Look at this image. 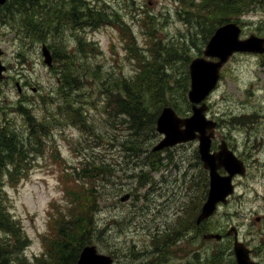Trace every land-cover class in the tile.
I'll return each mask as SVG.
<instances>
[{
	"label": "rangeland",
	"instance_id": "obj_1",
	"mask_svg": "<svg viewBox=\"0 0 264 264\" xmlns=\"http://www.w3.org/2000/svg\"><path fill=\"white\" fill-rule=\"evenodd\" d=\"M192 1L194 8L189 5L183 7L177 0H90V3L98 9H104L107 14L117 10L123 13L133 28L139 47L145 45L148 38L139 19L149 13L153 17L157 37L177 48L186 45V52L191 59L199 53V47L203 48L205 41L204 29L200 28L201 24L196 25L194 20L200 19L203 25L211 27L217 23V17H234L229 14H216L212 17L207 10L198 9L201 0ZM57 2L66 3L65 0ZM132 14H137L138 17L132 19ZM17 21L18 17L12 22V18L7 15L0 16V46L3 49L1 58L7 66L6 75L0 80V118L6 119V123L23 133L24 119L14 109L22 99L16 82L23 85L28 80L30 85L39 89L37 97L32 96L30 86H27L24 94L31 98V111L43 118L48 110L49 113L57 112L54 106L56 101L52 102L51 98H57L58 93L51 95L58 87L56 81L60 79L57 68L50 71L42 62L41 42L31 41L26 35L27 28H22ZM240 23L244 35H259L260 27L264 28V4L260 2L250 8L242 16ZM62 29L64 30L60 32L58 40L52 38L48 42L58 56L64 53L78 55V43L73 31L65 25ZM76 34L77 32L74 33ZM80 36L82 44L87 43L85 51L80 54L81 58L90 66L99 68L83 74L86 77L85 83L74 94L79 99L85 120L87 118L90 123L84 129L72 123L71 109L66 117L50 119V133L45 134V141L39 142L37 149L33 151L34 157L28 160L29 166L25 170L27 174L22 179H12L3 184L7 209L13 218L19 220L29 238V245L25 248L26 256L31 258L34 254H40L44 250V235L54 234V229L52 231L50 223L48 224L50 202L64 198L61 187L71 181L74 168L80 167L87 159L96 163L107 162V166L97 176L99 188L96 190L97 207L94 211L104 237L98 240L97 237H92V241L100 251L108 252L118 248L120 253L125 251L134 256L131 260L121 257L119 253L115 264L119 260L132 264L150 263L146 262L151 260L148 255L139 257L137 252L155 249L156 243L162 242L163 235L151 242L152 233L168 228L184 213L192 198L201 193L204 177L201 169L191 163V144L169 147L158 152L160 156H166V161L171 162L139 177L138 173L143 171L142 168L148 169L146 161L150 155L147 154L158 136L147 132L139 154L131 149L126 150L120 140L133 138L135 135L130 133L132 129L127 122H121L120 116H113L105 110L102 104L105 94L98 87V78L94 76L100 75V71L102 77L120 73L131 75L137 66V58L132 57L133 49L125 46L126 35L111 24L87 28L80 32ZM255 56L234 54L226 63L216 89L208 98L211 107L208 115L214 114L219 120L218 137L226 132L225 136L235 138L232 143L237 153L249 161V164L248 172L236 177L237 186L227 205L220 208L209 221L213 225L207 227L212 231H219L224 228L225 223L237 224L241 236L251 246L264 241V54ZM188 63L185 59H175L170 69L175 75H180L187 70ZM66 113L64 109L59 111V115ZM236 114L244 117L243 124L232 123ZM128 152L130 158H125ZM62 160L70 163L69 168H65L67 165ZM115 165L119 168L116 173ZM80 183L83 184L84 181ZM125 192H130L131 195L127 200L121 201L120 196ZM257 215L262 222L255 220ZM167 232L169 229L162 234ZM198 243H201L199 237L196 241ZM262 246L264 248V244ZM129 249L133 253H128ZM180 254V249L174 251L176 263L180 260ZM222 256L223 259H228L225 251ZM258 259L260 264H264V257Z\"/></svg>",
	"mask_w": 264,
	"mask_h": 264
},
{
	"label": "trees",
	"instance_id": "obj_2",
	"mask_svg": "<svg viewBox=\"0 0 264 264\" xmlns=\"http://www.w3.org/2000/svg\"><path fill=\"white\" fill-rule=\"evenodd\" d=\"M82 1L84 0H71L67 6L50 7L49 0H13L12 3H8L10 6L5 3L2 8L0 7V10H2L0 16L9 15L12 22L15 20L14 16H18L20 21L22 20L27 27L26 35L33 41L46 40L49 37L58 40L60 32L64 30L62 29L64 25L69 26V23L71 24L76 19L79 20L83 17L88 24L112 23L116 26L119 25L122 32L130 37L127 46L133 49V56L138 60L135 73L129 76L110 74L107 77H102L100 71V75L94 74V76L98 78V87L105 94V99L102 102L105 110L120 116L121 122H127L128 127L132 129L130 133L135 135L133 138L120 140L121 145L126 150L139 151L142 149L147 132L153 130L155 117L162 104H172L179 111L189 107L186 98L187 70L180 73V75H175L170 69V65L175 59L189 60L186 52L187 46L177 48L171 44H166L159 37H155L154 20L148 13L139 19L140 24L144 26V31L148 33L146 46L139 48L135 36L130 32L131 26L124 29L126 22L121 17L120 12L107 14L104 9H98L97 7L92 9L88 5L84 14L80 7ZM179 1L184 6L195 7L192 0H190L192 1L191 4L189 0ZM259 2L264 4V0H201L199 8L200 10L207 8L212 17L216 14H218L217 16H221V14L236 16V14L246 11L248 7ZM137 17L138 15L134 14L132 19ZM230 18L217 17L216 24L223 23ZM194 22H196V25L201 24L200 28L204 29V39L216 25L211 27L207 24L203 25L200 19L194 20ZM54 54L58 63H56V68L61 80L60 98L63 101V104L57 109L58 113L64 109L67 113L61 116L66 117L69 115V109H71L72 121L83 123V111H80L79 105H77L79 99L75 98L74 94L85 83L86 77L83 74L89 73L91 69L98 67L90 66L87 61H84L79 50L78 55L64 53V55L58 56L56 50ZM19 109L24 110L21 107ZM26 114L28 117V113ZM29 116L27 124L25 122L24 130L25 134L29 135V139L23 137L12 126L2 125L0 121V264H74L80 247L90 242L92 237H97L101 233L94 218L95 185L91 189L85 187L84 183L78 186L75 198L72 201L70 199L71 207H69L65 216L58 221L59 224L53 226V236L48 238L45 236V250L42 255L34 258L35 263L24 258L23 249L28 238L19 224L6 211L1 196L3 174L8 173L10 177H14L23 170L24 160L33 149V147H30L34 145L35 140L38 143V138L48 130L47 124L36 121L31 114ZM125 158H130V152L126 154ZM147 162L150 167L155 169L159 165L153 158H149L146 165ZM88 166L92 169L86 173V179H95V172L100 175V171H96L98 168H96V165L90 163ZM67 195L69 194L67 193ZM191 222L188 223L189 226L192 224ZM179 223L181 224L180 221ZM164 240V244L161 242L156 251H151L150 255H153L154 259L148 264L171 262L170 254L172 250L168 248L171 240L170 238L169 241L167 238ZM223 251L222 248H218L211 260L208 259L205 264H229V258L228 260L223 259ZM159 254L168 261L158 260L156 257ZM198 264H201V262H198Z\"/></svg>",
	"mask_w": 264,
	"mask_h": 264
},
{
	"label": "water",
	"instance_id": "obj_3",
	"mask_svg": "<svg viewBox=\"0 0 264 264\" xmlns=\"http://www.w3.org/2000/svg\"><path fill=\"white\" fill-rule=\"evenodd\" d=\"M5 0H0L3 3ZM240 27L235 22L226 23L218 27L208 40L204 49V55L216 56L217 60L206 59L198 56L191 60L189 72L191 75V88L188 92L192 101L193 114L189 117H179L170 106H164L157 118V129L165 133V137L153 148L158 149L177 141L199 138V151L204 166L210 169V188L208 198L198 218L201 219L212 213L216 202L225 201L226 196L232 191L231 177L236 172H244V166L224 143L219 145V150L209 152V144L213 135L214 122L206 119L204 111L206 104L197 106L195 103L201 101L215 86L220 68L234 51H263L264 38L249 36L239 38ZM45 62L51 64V54L46 45L42 47ZM1 53V49H0ZM5 66L0 62V77ZM198 131V133H197ZM220 166L228 171L227 175L220 176L216 169ZM126 198V196H125ZM122 199H124L122 197ZM234 250L238 264H252L248 257V249L238 240L234 241ZM112 258L97 251L95 245H85L76 261V264H109Z\"/></svg>",
	"mask_w": 264,
	"mask_h": 264
},
{
	"label": "bare ground",
	"instance_id": "obj_4",
	"mask_svg": "<svg viewBox=\"0 0 264 264\" xmlns=\"http://www.w3.org/2000/svg\"><path fill=\"white\" fill-rule=\"evenodd\" d=\"M12 1L13 0H11L9 3H12ZM86 2H87V0H85ZM49 3H50V7H61L60 5H59V3L57 2V0H49ZM7 6H10L9 4L7 5ZM7 17L8 18H11L9 15H7ZM16 17H18V16H14V18H16ZM19 18V17H18ZM18 23H19V25L22 27V28H27L26 26H25V23L21 20L20 21V18H19V21H17ZM58 84V81H56V85ZM118 163H121V161H118Z\"/></svg>",
	"mask_w": 264,
	"mask_h": 264
},
{
	"label": "flooded vegetation",
	"instance_id": "obj_5",
	"mask_svg": "<svg viewBox=\"0 0 264 264\" xmlns=\"http://www.w3.org/2000/svg\"><path fill=\"white\" fill-rule=\"evenodd\" d=\"M70 1V0H69ZM80 4H82V2L80 3ZM226 137V136H225ZM220 139H222V138H214V140H213V146L215 147V142L217 141V140H220ZM235 139V138H234ZM222 141H226L227 142V144H228V146L230 147V148H235V146L231 143L232 142V138H223L222 139ZM203 179V178H202Z\"/></svg>",
	"mask_w": 264,
	"mask_h": 264
}]
</instances>
